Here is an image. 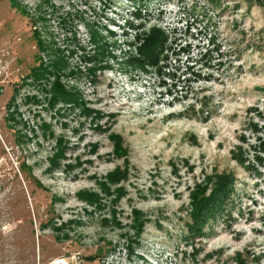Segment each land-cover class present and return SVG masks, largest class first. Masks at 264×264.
<instances>
[{
  "label": "rangeland",
  "instance_id": "374dc122",
  "mask_svg": "<svg viewBox=\"0 0 264 264\" xmlns=\"http://www.w3.org/2000/svg\"><path fill=\"white\" fill-rule=\"evenodd\" d=\"M262 1L0 0V264H264Z\"/></svg>",
  "mask_w": 264,
  "mask_h": 264
},
{
  "label": "trees",
  "instance_id": "16d2710c",
  "mask_svg": "<svg viewBox=\"0 0 264 264\" xmlns=\"http://www.w3.org/2000/svg\"><path fill=\"white\" fill-rule=\"evenodd\" d=\"M259 3H263L262 0H257ZM146 44L141 48L142 59L141 62H145L150 66H155L159 60L160 55L163 51V45L165 42V35L160 30H154L147 41ZM43 66H39L34 69V75L38 76L36 79H43L44 76L41 74ZM61 88H57V91H60ZM63 90V89H62ZM59 98L68 99L70 96L66 94L63 90L60 93ZM73 101V99H70ZM233 181L227 179L225 183L216 185V188L213 190L210 197L202 198L198 195L196 201L198 202L195 210L191 212L190 217L193 220V223L188 225L190 227V233L192 236L201 235L202 229L205 228L208 221L214 219L216 215L222 210L229 200L230 194L232 193Z\"/></svg>",
  "mask_w": 264,
  "mask_h": 264
}]
</instances>
